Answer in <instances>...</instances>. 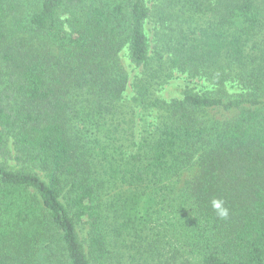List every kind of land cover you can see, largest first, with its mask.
Returning a JSON list of instances; mask_svg holds the SVG:
<instances>
[{
	"label": "trees",
	"instance_id": "16d2710c",
	"mask_svg": "<svg viewBox=\"0 0 264 264\" xmlns=\"http://www.w3.org/2000/svg\"><path fill=\"white\" fill-rule=\"evenodd\" d=\"M0 157V264H264V0H0Z\"/></svg>",
	"mask_w": 264,
	"mask_h": 264
},
{
	"label": "rangeland",
	"instance_id": "374dc122",
	"mask_svg": "<svg viewBox=\"0 0 264 264\" xmlns=\"http://www.w3.org/2000/svg\"><path fill=\"white\" fill-rule=\"evenodd\" d=\"M153 27L150 25L148 26V34L149 37L152 38V32L151 29ZM125 63H126V67L127 70L130 74L131 77V83H134L136 81L137 77L141 76V68L137 69L134 68V66H132L130 64V62L128 61V57H125ZM181 78V76H178L177 78L171 80V82L169 84H165L163 86H158L156 88H158L156 90V95L159 97H163L167 100L170 99H174L176 97H179L181 95V93L183 92V90L185 89H195L194 91H196L197 87L198 89H203L204 86H201V84H198V86L196 87V83L195 82H189L187 81H183ZM135 96V91L132 88V86H130V88L128 89V93H127V97L124 100V109L126 110L128 108V106L131 103L132 98ZM134 110V114H133V119L135 121V126L134 127V131L137 130V133H145L147 132L150 128H153V124L154 121H156V118L158 116V114H156L155 112H152L150 110H144L143 108H137V109H133ZM131 112V110H127V111H123V113L126 115V119H123L122 115L118 116V121L115 123L116 125H119V121L122 122V127L118 128V127H114L115 129H118L119 132H115L112 136L109 137L110 140H108V143H110L112 146L118 147L119 150L123 151V152H127V151H131L134 148L133 145V136L131 132H126L125 130H130L132 128V120L131 117L132 115H129V113ZM153 123V124H152ZM136 134V132H135ZM2 160V158L0 157V161ZM11 167H15V163L14 162H9L8 163Z\"/></svg>",
	"mask_w": 264,
	"mask_h": 264
},
{
	"label": "clouds",
	"instance_id": "9594fccd",
	"mask_svg": "<svg viewBox=\"0 0 264 264\" xmlns=\"http://www.w3.org/2000/svg\"><path fill=\"white\" fill-rule=\"evenodd\" d=\"M211 208L220 219H227L229 217V209L225 206V202L222 199H212Z\"/></svg>",
	"mask_w": 264,
	"mask_h": 264
}]
</instances>
